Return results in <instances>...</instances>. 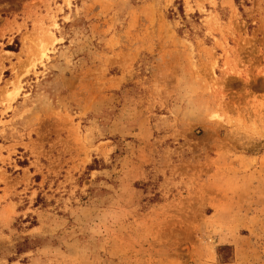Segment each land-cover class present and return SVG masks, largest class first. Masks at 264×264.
I'll list each match as a JSON object with an SVG mask.
<instances>
[{
	"label": "rangeland",
	"instance_id": "rangeland-1",
	"mask_svg": "<svg viewBox=\"0 0 264 264\" xmlns=\"http://www.w3.org/2000/svg\"><path fill=\"white\" fill-rule=\"evenodd\" d=\"M0 264H264V0H0Z\"/></svg>",
	"mask_w": 264,
	"mask_h": 264
},
{
	"label": "bare ground",
	"instance_id": "bare-ground-1",
	"mask_svg": "<svg viewBox=\"0 0 264 264\" xmlns=\"http://www.w3.org/2000/svg\"><path fill=\"white\" fill-rule=\"evenodd\" d=\"M44 56V54H42Z\"/></svg>",
	"mask_w": 264,
	"mask_h": 264
}]
</instances>
